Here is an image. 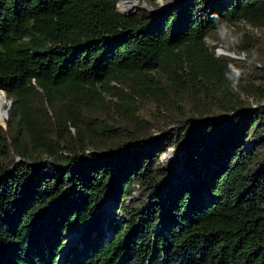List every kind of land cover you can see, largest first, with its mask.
Wrapping results in <instances>:
<instances>
[{"label": "trees", "instance_id": "16d2710c", "mask_svg": "<svg viewBox=\"0 0 264 264\" xmlns=\"http://www.w3.org/2000/svg\"><path fill=\"white\" fill-rule=\"evenodd\" d=\"M168 1L0 0V264H264V89L206 44L264 0ZM112 81L163 122L88 127Z\"/></svg>", "mask_w": 264, "mask_h": 264}, {"label": "rangeland", "instance_id": "374dc122", "mask_svg": "<svg viewBox=\"0 0 264 264\" xmlns=\"http://www.w3.org/2000/svg\"><path fill=\"white\" fill-rule=\"evenodd\" d=\"M120 2L121 0H118L116 10L122 14H127L128 11L123 12L120 10ZM168 2V0H159V4H162L164 7H166ZM136 5L140 6L139 0H137ZM206 44L209 48L213 49L214 55L217 57L228 56L251 66V74L249 76L243 74L245 85H247L248 88H250V84L253 88L264 89V29L253 28L242 23L234 26H227L220 29L214 37L207 38ZM242 45L250 48V52L254 54L253 58L251 57L248 59L247 52L238 49V47ZM219 52H225L227 54H220ZM110 85L114 87L110 92L116 102H119L117 97L120 96L127 101L126 105L116 103L110 95H106L104 100L97 103V105H94V99L86 101L84 103V107L87 109L86 113L89 116H95L97 119L95 121H87L88 127L94 128L101 123H109L114 128L126 126L137 132H141L144 131V127H146L144 125V122L146 121L154 123L163 122L164 114L155 111V102L140 98L135 94L134 89H138L136 88L137 84L132 81H127L125 84L112 81ZM160 90L163 95L168 96L167 87H163ZM128 96L133 98V101H131ZM248 102L254 106L251 98L248 99ZM4 105V109L10 105V102H8L6 98ZM3 118V121H0V127L5 129L8 110L7 116ZM169 127L171 128L173 126L171 125ZM150 134L151 137H158L160 132L154 130L153 132H150ZM182 149L183 147L181 146L169 148V150L161 156L162 161L170 162L176 160L179 158ZM87 150L89 151V149ZM135 196H138L137 192L135 193ZM106 207L105 212L107 214L111 211V208L107 205Z\"/></svg>", "mask_w": 264, "mask_h": 264}, {"label": "bare ground", "instance_id": "6f19581e", "mask_svg": "<svg viewBox=\"0 0 264 264\" xmlns=\"http://www.w3.org/2000/svg\"><path fill=\"white\" fill-rule=\"evenodd\" d=\"M137 4V0H121L119 7L120 10L123 12H127L132 10ZM5 94L3 92H0V121H2L4 118L6 117V115L4 114V108H5Z\"/></svg>", "mask_w": 264, "mask_h": 264}, {"label": "water", "instance_id": "95a60500", "mask_svg": "<svg viewBox=\"0 0 264 264\" xmlns=\"http://www.w3.org/2000/svg\"><path fill=\"white\" fill-rule=\"evenodd\" d=\"M162 8H164V6H162V4L160 5ZM138 8H144V9H146V10H148L149 12H151V13H156L158 10H152V8L151 7H149V6H147L146 4H142V5H140V6H135L131 11H128V13L127 14H129V13H132V12H134L136 9H138ZM220 54L221 53H223V54H227V53H225V52H219ZM0 92H3L4 93V91L3 90H0ZM5 94V93H4ZM9 102V101H8ZM10 107V105H8L7 106V108L4 110V114L7 116V110H8V108ZM106 204H105V206H104V212H103V214L104 215H106ZM72 235H77V233H74V234H72Z\"/></svg>", "mask_w": 264, "mask_h": 264}]
</instances>
